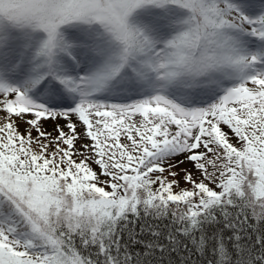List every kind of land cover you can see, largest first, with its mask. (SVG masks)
Wrapping results in <instances>:
<instances>
[{
	"label": "snow or ice",
	"instance_id": "6c2138e0",
	"mask_svg": "<svg viewBox=\"0 0 264 264\" xmlns=\"http://www.w3.org/2000/svg\"><path fill=\"white\" fill-rule=\"evenodd\" d=\"M0 264H264V0H0Z\"/></svg>",
	"mask_w": 264,
	"mask_h": 264
}]
</instances>
